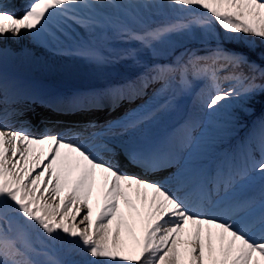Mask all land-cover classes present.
Returning <instances> with one entry per match:
<instances>
[{
  "label": "snow or ice",
  "instance_id": "6c2138e0",
  "mask_svg": "<svg viewBox=\"0 0 264 264\" xmlns=\"http://www.w3.org/2000/svg\"><path fill=\"white\" fill-rule=\"evenodd\" d=\"M6 7L0 0V264H264V118L211 171L191 155L206 144L192 135L197 124L191 117L163 134L152 127L177 108L179 97L195 92L208 124L225 133L236 129L239 116L232 110L248 113L264 94V83H257L264 67L224 45L264 43V0H29L21 15ZM155 15L164 19L153 23ZM197 28L201 43H215L205 55L185 46ZM25 33L56 55L97 67L127 61L135 69L131 77L54 101V110L111 109L150 87L153 103L103 125L90 121L67 137L13 129L7 121L23 115L16 105L25 93L4 72L9 52L3 42ZM112 39L125 46L109 51ZM163 51L170 52L168 61H160ZM222 112L225 119L215 121ZM45 144L47 153L29 162L33 146ZM117 148L145 175L123 171ZM184 150L189 156L182 166L160 180L149 178L173 167ZM97 172L103 198L93 217ZM133 188L140 208L130 199ZM121 200L132 210L131 223ZM68 252L81 259L68 260Z\"/></svg>",
  "mask_w": 264,
  "mask_h": 264
},
{
  "label": "rangeland",
  "instance_id": "374dc122",
  "mask_svg": "<svg viewBox=\"0 0 264 264\" xmlns=\"http://www.w3.org/2000/svg\"><path fill=\"white\" fill-rule=\"evenodd\" d=\"M165 12L167 13V10H165ZM157 18H164V16H160V15L152 16L151 22H154ZM221 35H223V31ZM195 36H196V39H193L188 42L197 43L198 39L201 36L200 30L198 28L195 30ZM258 41L259 40L254 41V43L251 46L257 45ZM238 44H244V45L249 46L247 43H238ZM34 46L36 47V49L38 50L41 56L42 64H36L34 62H30L31 59H25L24 63H17L19 65L17 66V68L22 72H26L27 74L31 73L33 75H44V69L47 66L51 69H58L61 66V64L69 62V65H66V67H68L66 75L67 74L74 75L75 73L77 75L86 76V79L88 80V82H90L91 80H94L93 83L105 84L108 82L107 79L110 77L108 75L111 74L113 70L117 73L121 72L123 74L135 72L134 67L127 61H120L118 63H111L103 67H97L91 63H88L87 61L83 59H80L79 57H72L70 59L68 58V55L53 54L52 52L47 51L44 47L39 46L35 41H34ZM32 50H33V46L30 47V52ZM143 55H144L145 60H151V55H149L148 52H145ZM41 78L42 77H40V80ZM195 86H197L195 90L199 91L200 88L203 87V84L200 82H197ZM222 86L227 87L228 86L227 82L222 84ZM187 96L190 97V101L188 102L187 113L183 120H185L188 117H191L193 120H195L197 124L196 137L198 136V139L203 137L204 140L206 141L202 156L199 158L195 157V159L193 158L194 160H196L198 164H200L203 161V159L207 158L205 161L207 162L208 160H211L214 156H216L218 150L221 148V146L224 143L227 146H230L229 145L230 140L235 135L238 134L240 123L238 124V126L236 127L234 131H228L227 133L223 132L219 128L215 127V124L207 123V117L204 115V113L199 109V107L195 103V92L190 95H184L182 97H179L178 105L182 106L183 102L185 103V97ZM176 109L174 111L165 113L162 116V118L159 120V122L155 123L156 124V128L154 130L155 132L158 133L164 127V125L171 119L172 114L176 111ZM232 111L236 112V114L239 116V121L241 120L242 116L247 114L243 112H238L235 109H233ZM225 115L226 114L222 112L218 117H215L213 119L217 122H222L225 119ZM253 125H254V122L251 125L250 129H252ZM216 163L217 162H213L212 167H215ZM99 179L101 182V186L98 187L97 183L95 182V188L90 197V204L92 205V208H93V217L95 216L96 211L98 210L99 204L102 202V198H103V195H102L103 194V186H102L103 177L101 178V175H100ZM129 195H130L131 201L133 200L135 203H138L137 208H140L141 205L138 199L136 198L137 194L134 188L130 190ZM120 211L123 213L124 217L129 220V223H131L132 210L129 208L128 205L124 204L123 200L120 201ZM121 237L125 240L126 243L130 244L132 242L131 237L123 229L121 231ZM185 238H187L186 235H185ZM66 258L70 261H79L81 259L79 255L72 253V252L66 253Z\"/></svg>",
  "mask_w": 264,
  "mask_h": 264
},
{
  "label": "bare ground",
  "instance_id": "6f19581e",
  "mask_svg": "<svg viewBox=\"0 0 264 264\" xmlns=\"http://www.w3.org/2000/svg\"><path fill=\"white\" fill-rule=\"evenodd\" d=\"M8 4L9 3H6V5H8ZM25 7L21 8L15 14L21 15L23 13ZM3 44L9 52V54L5 57V59L3 61L4 67H9L12 65V63H24L25 59H31V61L29 60L30 62H34L36 64H42L41 63V61H42L41 56H40L38 50L36 49V47L34 46V41L32 40V38L28 34L25 33V34L21 35V37L18 40H13L11 35H9V37L3 42ZM31 46H33V50L30 52ZM9 78L14 79L21 86V88L24 90L25 83L23 81H21L17 78H14V77H9ZM151 103H153V100L149 99L145 103V105L151 104ZM119 119H120V117H116L113 120H119ZM152 127H153V130H155L156 124H154ZM195 138H198V136ZM118 142H119V138H116L113 141V144H117ZM47 149H48V145H46V147H44V145H34L33 146V152L29 156V162H31V160L36 156L45 155L47 153ZM192 151H191L192 152L191 155L194 159H195V157L199 158L202 156V153L200 151L196 150L195 148H193ZM188 156H189V151L182 157L183 164L185 162V159ZM98 178L99 177L96 174V179H98ZM96 183H97L98 187L101 186L99 179L96 180ZM94 188H95V184L93 186V190H94ZM93 190H92V193H93ZM148 195L150 196L151 193L149 192ZM50 202L55 203V201H50ZM132 203L135 204L137 207L138 203H135L133 200H132ZM139 203H140V201H139ZM81 226H83V225H81Z\"/></svg>",
  "mask_w": 264,
  "mask_h": 264
},
{
  "label": "trees",
  "instance_id": "16d2710c",
  "mask_svg": "<svg viewBox=\"0 0 264 264\" xmlns=\"http://www.w3.org/2000/svg\"><path fill=\"white\" fill-rule=\"evenodd\" d=\"M160 20H162V19H160ZM160 20H158L157 22H159ZM215 28L218 31L221 30L219 28V25H213V30L214 31H215ZM200 34H201V32H200ZM218 35H220L219 32H218ZM198 41H199L198 43H200L201 46H193V45H190V44H188V41L185 42V46L188 47V48L194 49V50L199 49V51L205 52L206 51V48L208 46H205V44L201 43L200 38H199ZM210 45H211V47H214L215 46L213 42ZM227 45L235 48L238 52L244 53L248 57V59L250 61H255L256 63H258L262 67H264V59H262V56H264V43L258 41L257 45H254V46H247V45L238 44V43H228ZM118 49H120V48H118L116 46H113L111 44L108 45V50L109 51H115V50H118ZM182 51H183V48L177 47L175 54L176 55H178V54L180 55L182 53ZM161 57H163V59H170V52L169 51H163L161 53ZM67 63L62 64V67H61V76H59L57 78H54L49 73L47 75V78H49L50 80H54V79L56 80L57 79L58 81H61L63 79V76H65V74H66V65H67ZM257 83H264V80H259L258 79L257 80ZM263 102H264V94L257 95L256 98H255V100L251 103V105H250L251 111L248 112V113L249 114H254V113L258 114V113H261V112L264 113V107L262 105Z\"/></svg>",
  "mask_w": 264,
  "mask_h": 264
}]
</instances>
